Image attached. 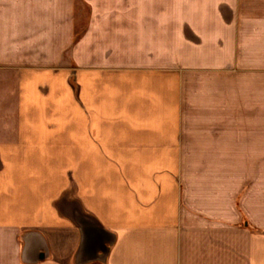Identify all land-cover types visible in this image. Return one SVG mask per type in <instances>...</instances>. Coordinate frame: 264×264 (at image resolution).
I'll return each mask as SVG.
<instances>
[{"label": "crops", "instance_id": "0c3cea01", "mask_svg": "<svg viewBox=\"0 0 264 264\" xmlns=\"http://www.w3.org/2000/svg\"><path fill=\"white\" fill-rule=\"evenodd\" d=\"M133 1L0 0V264H264V0Z\"/></svg>", "mask_w": 264, "mask_h": 264}, {"label": "rangeland", "instance_id": "374dc122", "mask_svg": "<svg viewBox=\"0 0 264 264\" xmlns=\"http://www.w3.org/2000/svg\"><path fill=\"white\" fill-rule=\"evenodd\" d=\"M74 2V23H75V35L73 39V45L77 44L80 41L81 34L85 30L89 19L90 14L92 17V11L100 10L104 11L107 10L108 4H109V11L110 16L114 14L115 11L118 10V8L115 5V1H121V0H88L90 1L91 6L89 5V2L87 0H72ZM123 8L126 6L124 4V1L127 2L126 11L128 10L130 6L131 0H122ZM133 1V0H132ZM135 1V0H134ZM133 1V2H134ZM139 3L138 9H142L145 4H141V2L148 1L153 2L150 7L148 6L147 10L149 11L145 14H138V24H137V30L139 32L143 33H154L157 32L160 33V35H157L158 38L154 39V37H150L149 35H138V50L133 51V53H136L137 57L136 59L138 61H144L149 63H157V64H165L166 61H169L172 56L165 57V28L171 27V30H177L178 27H176V21H173L172 19V10L177 5V0H136ZM94 5V6H92ZM152 8V9H151ZM114 11V12H113ZM152 11V14H151ZM167 18V19H166ZM129 25H127L128 29ZM142 36H145V38H142ZM187 38L192 39L193 35H186ZM147 38V39H146ZM125 43V40H124ZM130 43V42H129ZM138 51V53H137ZM79 59L77 60L74 55H72L70 50L65 51V55L58 58V66L70 64L69 67L72 68L73 72L71 74L70 80L75 88H77V80H76V74L78 72V69H80V50H79ZM135 55V54H131ZM134 58L135 56L130 57L129 55L124 56V58ZM45 59V57H42ZM43 63H47L45 60H41ZM134 61V59H132Z\"/></svg>", "mask_w": 264, "mask_h": 264}]
</instances>
